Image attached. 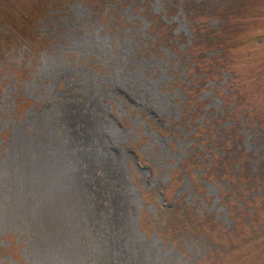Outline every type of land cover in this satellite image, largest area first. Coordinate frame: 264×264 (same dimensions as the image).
Returning <instances> with one entry per match:
<instances>
[{"label":"rangeland","instance_id":"374dc122","mask_svg":"<svg viewBox=\"0 0 264 264\" xmlns=\"http://www.w3.org/2000/svg\"><path fill=\"white\" fill-rule=\"evenodd\" d=\"M205 1L0 0V264H264L208 175L264 179V0Z\"/></svg>","mask_w":264,"mask_h":264},{"label":"trees","instance_id":"16d2710c","mask_svg":"<svg viewBox=\"0 0 264 264\" xmlns=\"http://www.w3.org/2000/svg\"><path fill=\"white\" fill-rule=\"evenodd\" d=\"M124 1L126 3L130 2V0H121L120 4H122V2ZM131 1H134V0H131ZM116 3H118V0H104L103 6L111 9V7L115 6ZM99 5H100L99 3H96L95 8L98 10L99 13H101L100 11L102 10V7ZM218 5L219 6H214L211 0H206L204 4L198 6L199 10L195 9V14L191 12L192 10L190 9L189 5H186V11H187V14L190 20L193 22L194 26H196L198 23L197 18L200 19L199 17L202 15L206 16L207 19L216 18L219 20V22L224 23V25L227 22L224 28H221L220 30L222 32H218V35H220L221 33L226 32L225 27L227 26L229 27L228 24L231 22L230 19L234 15L233 10H236V9L231 8L232 9V12H231L229 7L225 6L224 3H218ZM236 11L237 13L240 14V11L238 10ZM200 21L202 20L200 19ZM98 22H100L99 19H98ZM112 27H114V25ZM201 27L204 29L201 31V33L207 30L205 23L201 25ZM158 30H160V28ZM162 31L165 34L163 29ZM223 49L224 51H226L225 48ZM220 68L221 70L225 71L227 68L229 69L230 66L227 64H222ZM235 95L237 96L238 101L240 100V104H238V106H240L241 112L246 111L248 115L251 116V113H250L251 111L249 110L250 105L249 107H246L247 105L245 106L243 104L244 99L246 100V98L244 97V92L242 94L241 92L236 91ZM225 98H229V97L225 96ZM237 110H239V108ZM247 117L251 119L249 116ZM239 134L242 135V133H239ZM232 140H233L232 132L230 131L229 135L224 139V141L226 142L224 145L227 146V144L231 143ZM232 146L233 145L229 147L230 155L226 156V158L223 157L219 161H216V164L210 169H208V171H209V174L210 173L213 174V176H210V177L217 182L230 183V181H232L234 186H232L231 193L228 191H222V195H223L222 200L224 201L225 205L230 207L229 210L234 220L240 221L244 217L252 215L255 219L254 222H255V229H256L261 224L264 225V219H262V217L257 218L258 216H261V212L264 210V195L260 194V193H264V179H263V174L261 171L262 168H259L256 172H254L251 165L248 164L249 160L242 161L241 157H239V155L244 150L237 148L238 146L235 147L234 145L233 148ZM202 148H204V146ZM202 152H205V151H202ZM203 158L205 159L206 155H204ZM226 185L228 187H231V184H226ZM204 218L208 219L209 217L206 216ZM204 218L202 217V219ZM232 234L234 238H238V236L243 234V231L242 229L235 228V230L232 231ZM219 250H217L216 252L218 253ZM262 254L264 257V253Z\"/></svg>","mask_w":264,"mask_h":264}]
</instances>
